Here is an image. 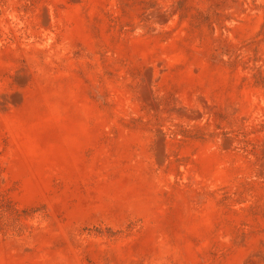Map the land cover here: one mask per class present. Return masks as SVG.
Here are the masks:
<instances>
[{
  "label": "rangeland",
  "instance_id": "rangeland-1",
  "mask_svg": "<svg viewBox=\"0 0 264 264\" xmlns=\"http://www.w3.org/2000/svg\"><path fill=\"white\" fill-rule=\"evenodd\" d=\"M0 264H264V0H0Z\"/></svg>",
  "mask_w": 264,
  "mask_h": 264
}]
</instances>
